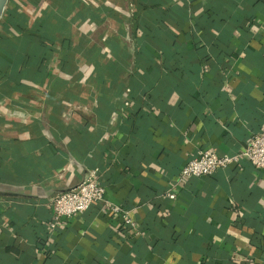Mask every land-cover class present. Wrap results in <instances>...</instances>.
I'll list each match as a JSON object with an SVG mask.
<instances>
[{"label": "crops", "instance_id": "1", "mask_svg": "<svg viewBox=\"0 0 264 264\" xmlns=\"http://www.w3.org/2000/svg\"><path fill=\"white\" fill-rule=\"evenodd\" d=\"M9 6L16 41L46 12L57 30L24 88L0 55V264H264V171L242 161L166 197L201 150L235 155L264 128V0ZM94 170L136 227L102 202L53 229L52 200Z\"/></svg>", "mask_w": 264, "mask_h": 264}, {"label": "built area", "instance_id": "2", "mask_svg": "<svg viewBox=\"0 0 264 264\" xmlns=\"http://www.w3.org/2000/svg\"><path fill=\"white\" fill-rule=\"evenodd\" d=\"M130 92V90H128ZM131 102L127 101L119 107L120 111L130 108ZM242 161H248L256 169L264 171V128L255 135L248 146L235 155L219 156L210 149H204L191 159L183 168L180 176L176 179L174 186L166 192V197L175 200L178 196L179 186H184L189 179H204L212 176L219 170L228 169L233 165H239ZM106 187L100 182L98 172L90 171L86 179L76 188L58 194L53 200L54 223L56 228L60 221L85 214L94 204L106 203L109 211L121 215L127 226L136 227L135 220L130 211L111 204L106 198ZM108 210H104L107 212Z\"/></svg>", "mask_w": 264, "mask_h": 264}, {"label": "trees", "instance_id": "3", "mask_svg": "<svg viewBox=\"0 0 264 264\" xmlns=\"http://www.w3.org/2000/svg\"><path fill=\"white\" fill-rule=\"evenodd\" d=\"M15 1V0H14ZM35 3L36 0H31ZM69 0H63V4L66 5ZM148 1V0H147ZM151 1V0H150ZM12 3V0H10ZM7 9L5 17L0 24V55L4 58L13 62L12 69L10 68V73L8 79L11 81H15L16 83H20V87L24 88V84H21L23 80L27 79H36L39 76V71L36 69L39 64L40 58L43 53V45L41 44V39H52L55 38L53 33L57 30L56 27V18L50 12H46L43 14V17L38 20L35 24L34 29L35 33L28 39V41L19 42L15 40L16 33H20L25 31L26 28V18L22 15H19L15 9L12 8ZM229 23L234 25L232 18L229 20ZM64 27V25H63ZM62 27V28H63ZM156 36L159 39H155L157 42H161L164 46L163 49V57H167L168 52V44L162 40L163 30H157ZM1 32H4L6 35H2ZM7 37V38H5ZM64 41V40H63ZM168 42V40H166ZM19 42V43H18ZM154 42V39H152ZM65 43V41H64ZM6 68L5 61L0 58V80L4 81L3 71ZM7 78V77H6ZM7 81V80H6ZM6 81L3 85L0 86H8ZM1 82V81H0ZM8 82V81H7ZM134 90L137 87H140L137 84V81H133Z\"/></svg>", "mask_w": 264, "mask_h": 264}, {"label": "water", "instance_id": "4", "mask_svg": "<svg viewBox=\"0 0 264 264\" xmlns=\"http://www.w3.org/2000/svg\"><path fill=\"white\" fill-rule=\"evenodd\" d=\"M10 0H0V24L3 21Z\"/></svg>", "mask_w": 264, "mask_h": 264}]
</instances>
